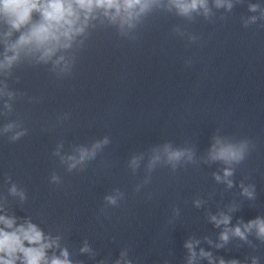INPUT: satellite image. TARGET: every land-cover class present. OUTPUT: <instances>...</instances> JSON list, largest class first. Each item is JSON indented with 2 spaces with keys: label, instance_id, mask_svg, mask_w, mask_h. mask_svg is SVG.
<instances>
[{
  "label": "clouds",
  "instance_id": "obj_1",
  "mask_svg": "<svg viewBox=\"0 0 264 264\" xmlns=\"http://www.w3.org/2000/svg\"><path fill=\"white\" fill-rule=\"evenodd\" d=\"M217 9L226 8L231 11L232 0H214ZM156 9H163L168 12L175 10L177 16L192 19L193 14L203 15L208 18L212 12L209 7V0H0V44L3 51L0 52V100H3V108L12 110L10 101L14 100L16 93L9 89L6 82L12 75V70L23 60L35 65H50V71L58 76L71 73L74 57L67 53L71 52L78 44L82 45L84 37L90 28L96 23L107 22L108 25L116 27L120 33L126 34L128 30L135 29L144 18ZM250 12L261 11L260 4H250ZM260 19H264V11H261ZM258 17L252 16L245 22L256 23ZM7 99H4V98ZM18 127L15 123L4 126L3 133L12 132ZM26 135L25 130L17 131L11 137L13 141ZM103 142L94 144L90 149L80 148L79 156L70 155L66 158L68 169L71 171L77 165L82 164L86 159L94 158L96 151L106 144ZM248 144L242 141L239 144L221 141L216 138L215 143L209 150L211 160H220L225 163H239L244 160ZM162 151L166 161L175 167L182 159L191 162L193 153L190 149H173L171 145L165 144ZM59 155V153H56ZM63 159V158H62ZM160 155H155L149 163V168L160 161ZM138 164L137 158H133L131 166L135 168ZM215 175V174H214ZM232 175L231 169H225L224 177ZM216 180H221L219 175ZM53 182H58L57 176L52 177ZM229 187L232 182L227 181ZM243 187V186H242ZM13 195H19L23 200L24 193L18 192L15 185L11 188ZM243 193L250 199L254 198L253 190L243 188ZM109 204L115 205L117 198L108 196L105 198ZM199 206V201L196 202ZM216 226L227 225L230 217L221 214L218 219L211 217ZM17 218L0 215V264H72L68 258L66 249H61L60 255H53L49 258L47 250L59 247V238L46 237L44 232L31 221H25L16 226ZM244 231L237 226L232 229V234L245 240L246 233L252 229L256 235L264 240V219L257 217L243 225ZM221 241L227 242L228 231L220 235ZM198 241H189L185 247L189 250L190 257L188 264H193L196 253L193 251L194 244ZM221 245H217L220 247ZM87 244L81 248V252H88ZM126 253H121L123 257ZM200 255L209 259L212 264L211 253L201 249ZM115 264H121L117 260ZM131 264V261H125ZM219 264H226L220 259ZM227 264H239V261L232 260ZM252 264H257L254 258Z\"/></svg>",
  "mask_w": 264,
  "mask_h": 264
}]
</instances>
